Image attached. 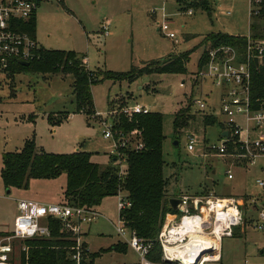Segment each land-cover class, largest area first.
Instances as JSON below:
<instances>
[{"label":"rangeland","instance_id":"374dc122","mask_svg":"<svg viewBox=\"0 0 264 264\" xmlns=\"http://www.w3.org/2000/svg\"><path fill=\"white\" fill-rule=\"evenodd\" d=\"M181 1L182 5L179 0H44L39 3L35 36L40 46L74 50L85 56L92 70L128 72L133 66L142 67L146 61L171 53L192 52L185 73H146L133 81L106 78L94 83L96 113L92 115L77 110L73 74L23 71L15 73L14 79L1 77L0 234L13 228L21 198L68 201L64 195L66 173L53 179H31L27 189L7 188L1 177L4 153L20 150L28 138L34 137L36 147L47 152L93 150V160L105 167L115 155L111 152L113 139L104 136L103 119L111 124L110 111H114L112 120L117 121L122 107L140 104L164 115V175L170 181L171 196L214 193L220 198L240 199L243 223L234 227L233 236L223 238L222 260L206 264H264V231L257 227L259 212L264 209V186L258 184V179L264 180V154L252 164L236 155L240 151L237 144H231L229 154L225 155L210 149L211 145L221 142L224 126L220 124L225 125L226 121L221 111L222 91L209 77H197L205 49L202 41L207 34L220 30H230L233 35L250 34L251 0H209L211 10L201 5L203 0ZM218 3L223 4V10L232 9V14L219 15ZM189 9H193V14H188ZM166 20L178 42L158 29ZM106 23L110 25L108 36L103 31ZM196 99L206 100L205 111L199 110L194 103ZM188 105L191 121L176 134L174 114ZM205 115H215L219 123L205 126ZM51 116L62 117L63 121L52 125ZM236 122L245 126L242 115L236 116ZM189 135L196 138L192 151L187 148ZM123 164L119 160L118 165ZM229 170L232 178L228 176ZM126 193L119 194L125 196ZM120 197H105L97 207L102 216L88 225L85 241L90 254L100 253L95 264H137L140 261L138 252L125 243L117 230V225L122 224ZM254 205L257 210L253 209ZM192 211L197 212L194 208ZM178 212L166 219L179 222L184 211ZM23 242H17L19 253ZM116 243L126 244L127 250L112 249Z\"/></svg>","mask_w":264,"mask_h":264},{"label":"built area","instance_id":"2783aa9c","mask_svg":"<svg viewBox=\"0 0 264 264\" xmlns=\"http://www.w3.org/2000/svg\"><path fill=\"white\" fill-rule=\"evenodd\" d=\"M38 7V0H0V78L4 76L7 80L10 79L15 63H30L38 56L42 47L36 36L29 31L31 20L37 16ZM262 10L264 11V0H251V16L259 14ZM225 13L230 15L232 11L228 9ZM188 14H193V9H189ZM109 27V23L103 25L106 36L109 34ZM159 29L175 42L179 41L170 31L169 21L166 20ZM207 53V62L200 68L197 77L199 79L209 77L221 89V111L226 116L222 128V140L219 144L211 145L210 149L225 155L229 154L231 144H238L242 151L236 152V155L254 164L256 158L264 154V132H262L264 106L255 109L251 104L252 64L255 63V57L259 58V63L264 61V40L255 44L249 39L246 54L237 47L229 45L209 46ZM194 103L201 111L207 108L204 99H196ZM149 112V108L140 104L121 108V113L130 118L134 114ZM113 113L114 111H110L108 114L111 124L108 123V119H103L104 136L113 139L112 152L117 164L119 160L124 163L121 167L118 165L122 172L126 168V151L141 150L144 142L142 132L138 129L126 133L117 130L115 127L117 121H113L111 117ZM238 115L244 117L245 126L236 122ZM225 131H228L227 136L223 135ZM255 134H258V137ZM195 144V136L189 135L187 148L192 151L195 149ZM228 172L231 178L232 173L230 170ZM258 184L264 186V180L258 179ZM118 195H121L120 211L131 205L126 195ZM179 197L183 199L181 206L184 211L183 217L179 222L165 219L156 240L146 241L139 237L120 218L122 224L117 225V230L125 238V243L140 255L137 264H206L209 261H220L223 238L233 236L234 227L243 223L244 217L238 199L220 198L212 193L181 194ZM221 199L226 200V206H223L221 213L229 215L226 220L218 221L214 206ZM207 203L210 206H205ZM192 208L197 212H193ZM18 210L13 228L0 234V264H19L18 241L37 237L50 238L52 220H57L61 232L75 241V245L67 248L72 260L80 264L83 258L90 254L91 250L85 241V235L88 225L102 216L97 208L67 202H42L21 198L18 200ZM212 213L214 218L211 216ZM259 218L257 227L264 231V209L260 210ZM217 223L220 225L219 228L216 227ZM209 236L217 241L209 244L207 240ZM154 241L161 246L162 253L159 260L151 258ZM22 249L26 250L27 247L23 245Z\"/></svg>","mask_w":264,"mask_h":264},{"label":"trees","instance_id":"16d2710c","mask_svg":"<svg viewBox=\"0 0 264 264\" xmlns=\"http://www.w3.org/2000/svg\"><path fill=\"white\" fill-rule=\"evenodd\" d=\"M38 1L41 3L44 0ZM179 2L183 4L181 0ZM201 5L207 10L212 8L209 0H203ZM36 26V18H33L29 26V31L33 35H36ZM249 39L255 44L264 40L263 10L251 16L249 36L232 35L221 31L207 34L202 41L205 49L199 61V68L207 62L209 46H234L246 54ZM191 52L192 50L171 53L161 59L146 61L142 67L133 66L128 72H115L89 69L84 61L85 56L74 50L42 47L38 56L30 61L28 66L23 65L22 62L15 63L10 76L14 79L15 73L23 71L73 74L75 77L73 92L76 96L77 110L92 115L96 113L92 94L94 83L106 78L133 81L146 73H185ZM251 104L255 109L264 106V61L257 65L252 64ZM189 108L190 105L181 107L175 112L174 130L176 134H180L189 125L192 118ZM62 121V117L59 119L50 117L52 125H57ZM218 123L219 120L215 115H205V126ZM115 127L125 133L138 129L143 136V149L126 151L124 171L121 172L111 156L110 163L102 167L92 160V152L85 150L72 153L47 152L38 149L34 137H31L25 141L20 150L4 153L1 177L5 186L27 189L31 179H53L66 173L67 182L64 192L65 197L68 198L66 202L93 208H97L105 197L126 191V198L131 205L120 211L121 220L144 240H156L168 215L179 213L169 203V198L172 197L169 194L170 181L164 175L166 164L163 153L164 115L150 111L134 114L130 118L121 113ZM51 227L50 238L37 237L24 240L23 245L27 249H21L19 264H77L70 258L67 249L75 245V241L61 232L57 220H52ZM112 249L126 251L127 246L116 243ZM161 253L160 244L154 241L151 258L159 260ZM99 254V252L91 253L87 259L83 258L80 264H95V259Z\"/></svg>","mask_w":264,"mask_h":264},{"label":"crops","instance_id":"0c3cea01","mask_svg":"<svg viewBox=\"0 0 264 264\" xmlns=\"http://www.w3.org/2000/svg\"><path fill=\"white\" fill-rule=\"evenodd\" d=\"M181 4V3H180ZM182 5V4H181ZM213 7V6H212ZM216 10L219 12V15L221 14V15H224V14H226L225 12H226V10H223V4L222 3H218L217 5H216ZM231 11H232V9H231ZM232 14V13H231ZM37 15V14H36ZM36 21H37V16H36ZM158 24H160V22L158 21L157 22ZM159 29V28H158ZM160 30V29H159ZM110 31V30H109ZM221 32H227V33H229V34H232V33H234V32H232V31H230V30H220ZM220 31H217V32H220ZM110 33V32H109ZM109 35V34H108ZM107 35V36H108ZM233 35V34H232ZM249 36V35H248ZM85 62H86V64H87V66H88V62H87V60H86V58H85V60H84ZM89 67V66H88ZM90 68V67H89ZM77 150H80V148H78V149H76V151ZM85 151H89V152H94L93 150H86V149H84ZM112 152V151H111ZM92 160H93V158H92ZM93 161H95V162H97L96 160H93ZM98 163V162H97ZM108 163H110V162H108ZM107 163V164H108ZM107 164H105V165H107ZM232 177H233V175H232ZM231 177V178H232ZM67 178V177H66ZM230 178V177H229ZM211 194V193H210ZM214 194V193H213ZM126 195H127V193H126ZM215 196H217L218 197V195H216V194H214ZM175 196V195H174ZM177 197H179L180 195H176ZM220 196V195H219ZM173 197V196H172ZM224 198H235L234 196L233 197H231V196H224ZM235 199H237V198H235ZM239 201H240V199H238ZM45 202H52V201H45ZM58 202H61V201H58ZM253 209L254 210H257L258 209V207L257 206H253ZM102 214V213H101ZM222 260V259H221Z\"/></svg>","mask_w":264,"mask_h":264},{"label":"bare ground","instance_id":"6f19581e","mask_svg":"<svg viewBox=\"0 0 264 264\" xmlns=\"http://www.w3.org/2000/svg\"><path fill=\"white\" fill-rule=\"evenodd\" d=\"M225 202H226V200L221 199V200H219V202L217 203V205L214 206L215 212H216V214H218V221H223V220H226L228 218V215H229L228 213H221L222 212V209H223V206H226L225 205ZM186 226H187V224H186ZM219 226L220 225L217 223V226L216 227L219 228ZM207 240H208V243L209 244H214L217 241L216 239H214V238H212L210 236L207 237Z\"/></svg>","mask_w":264,"mask_h":264},{"label":"water","instance_id":"95a60500","mask_svg":"<svg viewBox=\"0 0 264 264\" xmlns=\"http://www.w3.org/2000/svg\"><path fill=\"white\" fill-rule=\"evenodd\" d=\"M254 61H255V64L257 65L259 63V58L255 57ZM22 64L25 66H28L30 63L29 62H22ZM223 135L227 136L228 131H225L223 133ZM175 144H178V141H175ZM10 192H11V190L8 189V193H10ZM169 203L174 210L179 211L181 209L182 204H183V199H181L180 197H177V196H173V197L169 198Z\"/></svg>","mask_w":264,"mask_h":264}]
</instances>
